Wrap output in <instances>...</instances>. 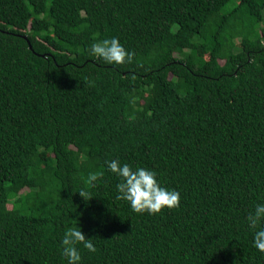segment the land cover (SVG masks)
<instances>
[{
    "label": "trees",
    "instance_id": "obj_1",
    "mask_svg": "<svg viewBox=\"0 0 264 264\" xmlns=\"http://www.w3.org/2000/svg\"><path fill=\"white\" fill-rule=\"evenodd\" d=\"M264 0H0V264H264ZM117 37L108 64L87 49ZM32 49H29V45ZM119 159L180 205L116 199ZM98 174L89 183V176ZM91 193L84 199L79 191Z\"/></svg>",
    "mask_w": 264,
    "mask_h": 264
},
{
    "label": "clouds",
    "instance_id": "obj_2",
    "mask_svg": "<svg viewBox=\"0 0 264 264\" xmlns=\"http://www.w3.org/2000/svg\"><path fill=\"white\" fill-rule=\"evenodd\" d=\"M90 55L105 63L120 65L131 62L134 53L127 50L117 37L97 39L87 49ZM107 170L119 178L116 184V199L129 203L137 212L159 213L161 210L177 208L180 205V193L174 189L163 187L157 179V173L146 167H133L122 163L119 159L105 161ZM98 174L89 176V183L97 180ZM79 195L84 199L91 198V193L81 189ZM246 224L252 231V244L260 252H264V202L254 205L246 216ZM89 252H95L96 247L92 238H86L77 222L70 226L60 240L62 255L67 264H81V251L77 244Z\"/></svg>",
    "mask_w": 264,
    "mask_h": 264
},
{
    "label": "water",
    "instance_id": "obj_3",
    "mask_svg": "<svg viewBox=\"0 0 264 264\" xmlns=\"http://www.w3.org/2000/svg\"><path fill=\"white\" fill-rule=\"evenodd\" d=\"M28 45H29V49L31 50L32 49L31 45L29 43H28Z\"/></svg>",
    "mask_w": 264,
    "mask_h": 264
},
{
    "label": "rangeland",
    "instance_id": "obj_4",
    "mask_svg": "<svg viewBox=\"0 0 264 264\" xmlns=\"http://www.w3.org/2000/svg\"><path fill=\"white\" fill-rule=\"evenodd\" d=\"M264 14V13H263Z\"/></svg>",
    "mask_w": 264,
    "mask_h": 264
}]
</instances>
